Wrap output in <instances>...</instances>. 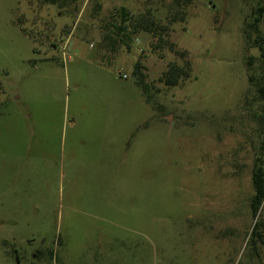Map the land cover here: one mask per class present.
<instances>
[{
  "label": "rangeland",
  "instance_id": "rangeland-1",
  "mask_svg": "<svg viewBox=\"0 0 264 264\" xmlns=\"http://www.w3.org/2000/svg\"><path fill=\"white\" fill-rule=\"evenodd\" d=\"M171 1L0 0V264H264L243 36L260 0H190L163 48L102 39L115 8L165 23ZM185 60L189 77L159 80Z\"/></svg>",
  "mask_w": 264,
  "mask_h": 264
},
{
  "label": "trees",
  "instance_id": "trees-1",
  "mask_svg": "<svg viewBox=\"0 0 264 264\" xmlns=\"http://www.w3.org/2000/svg\"><path fill=\"white\" fill-rule=\"evenodd\" d=\"M45 4H53L60 8L66 7L74 0H41ZM190 0H172L168 6L166 15V22H160L155 17L150 9L143 12L131 13L126 7H118L112 12L110 21L107 27V32L103 36V40L110 50H115L118 44L123 45L127 50L130 48L132 38L139 33H146L155 39L154 49L163 48L167 42L164 39L168 35L170 26L175 22L184 21L186 10L185 6ZM246 28L243 31L247 46L253 45L258 49L259 67L258 73L249 75L248 81L250 87L254 88L257 103L260 106L257 108V113L254 115L258 119L259 124V140L256 147V152L253 157L250 180L252 193L249 198V209L253 218L259 215L261 206L264 203V34L261 29V23L264 19V0L252 10L248 17ZM253 37V43H249L250 38ZM161 43V44H160ZM172 48V44H170ZM181 55L184 52L180 53ZM251 56H246V63L249 65ZM141 63L135 61L132 68V75L135 78L136 85L142 90L145 99L149 101V87L143 80L141 72ZM190 65L189 61L185 60L182 64L170 62L167 69L162 73L160 81L166 86H175L179 80L189 77ZM264 222L257 220L251 231V239L264 241ZM49 258H52V251L49 250Z\"/></svg>",
  "mask_w": 264,
  "mask_h": 264
},
{
  "label": "built area",
  "instance_id": "built-area-1",
  "mask_svg": "<svg viewBox=\"0 0 264 264\" xmlns=\"http://www.w3.org/2000/svg\"><path fill=\"white\" fill-rule=\"evenodd\" d=\"M119 76H120L121 78H127V75H126L125 73H122V72H119Z\"/></svg>",
  "mask_w": 264,
  "mask_h": 264
}]
</instances>
